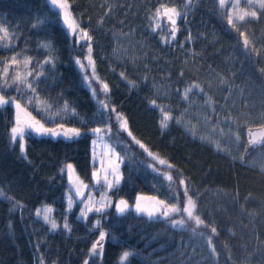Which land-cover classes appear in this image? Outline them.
<instances>
[{
	"label": "trees",
	"instance_id": "obj_1",
	"mask_svg": "<svg viewBox=\"0 0 264 264\" xmlns=\"http://www.w3.org/2000/svg\"><path fill=\"white\" fill-rule=\"evenodd\" d=\"M69 3L73 16L93 37L96 74L108 83L110 102L127 116L133 134L167 162L159 168H168L173 180L152 170L133 141L129 148L120 146L122 181L109 191L113 204L103 215L94 213L83 222L78 219L80 204L66 212L70 184L61 169L72 164L80 178L92 185V135L73 141L26 135L25 159L19 143H10L15 109L0 108V190L24 206L13 210L10 201L0 198V264H37L41 255L45 264H83L85 259L89 264H119L124 251L134 253L126 264H264V147L243 157L244 131L264 126V10L258 19L235 29L227 23L219 0H191L190 5L188 0ZM161 4L175 6L183 14L177 19L175 40L168 36L167 23L153 31L160 23L152 19L153 12ZM36 18L44 23L33 28ZM61 20L48 0H0V22L18 37L13 49L0 47V58L22 52L34 63L42 62L49 53L40 44L51 42L55 67L44 65L38 91L54 102L52 115L30 110L50 128L58 123L82 127L81 118L93 121L88 127L98 126L102 117L96 99L74 62L77 56L83 58L86 49ZM241 31L249 41L247 47ZM190 83L199 84L203 92L194 89L185 101L182 92ZM5 92L17 95L11 88ZM152 99L171 110L174 118L163 131L162 113L149 104ZM65 101L76 109L77 117L55 115ZM221 125L237 134L235 149L218 145ZM180 178L186 181L207 227L177 228L168 219H149L133 210L116 212L120 199L131 206L138 195L175 203L177 191L182 207ZM44 205L54 209L61 225L67 215L72 232H53L38 219L35 211ZM98 218L107 233L103 252L89 256L99 235L91 223ZM211 227L216 228L215 234ZM208 237L218 258L210 252Z\"/></svg>",
	"mask_w": 264,
	"mask_h": 264
},
{
	"label": "snow or ice",
	"instance_id": "obj_2",
	"mask_svg": "<svg viewBox=\"0 0 264 264\" xmlns=\"http://www.w3.org/2000/svg\"><path fill=\"white\" fill-rule=\"evenodd\" d=\"M48 2L58 10V14L62 17L61 22L66 26L68 32L77 37L76 42L78 44L81 41L83 42V44H80L81 48L86 49V52L82 54L83 59H81L80 56H77L74 62L84 73L83 79L88 85L92 96L96 99L98 115L102 117V119L99 121L98 126L88 127L93 121H87L81 118L80 124L84 129L82 130V127H65L64 123H58L55 128L46 127V121L42 122V119H37V117L33 115L32 110H35L37 113H47L49 114V118H51L52 109L54 107V102L51 98L41 97L38 91V86L42 82L41 77H44V65L55 67V58L51 42H42L40 44V47L47 49L49 53L46 59L42 62L36 61L34 63L32 57L26 56L22 52L15 53L10 57L0 58V108L12 106L15 109L14 122L10 128V143H19L21 157L25 159L27 158L25 152V136L32 133L37 136H51L54 138L63 137L66 141L77 140L88 133L94 137L92 139L93 171L91 173L92 179L95 181L94 185L85 183L78 174L74 177L73 174L75 169L72 164H67L65 168L61 169V172H64L65 170L67 171L70 183L69 194L67 195L66 212L70 213L72 211L73 206L77 203V198H79V202L83 204V207L80 208L78 219L87 221L89 213L95 212L103 215L105 210L112 205V201L107 193L117 189L121 182L122 174L119 172V166L120 163L123 162V158L119 153L115 152V148L111 143L114 141L116 145L119 146L121 132L126 133L127 136L131 138V141L138 145L140 149L159 164L165 165L167 162L150 151L149 148L133 134L129 127L127 116L110 102L109 85L102 81L96 74L92 47L93 37L88 30L81 27L79 21L73 16L69 0H48ZM190 3L191 0H188L189 5ZM246 3L249 6H254L255 3H258L259 9L264 10V0H246ZM219 5L224 7L226 5V0H219ZM239 5L240 0H235V2L231 4V10L227 14V23L233 28H237V24L245 21L246 18H259L256 10L248 11L246 8H240ZM233 11L235 12V19L233 17ZM182 15V12L175 6L169 7L165 4H161L154 10L152 19L154 21H166L169 26L168 36L171 40H175L177 19ZM43 23L44 20L36 18L32 27H39ZM159 29H161V23H155L153 31ZM239 35L245 37V33L242 31L239 32ZM16 39H18V37L15 32H10L7 27H4L3 22H0V47L13 49V42ZM248 44L249 41L245 37L243 45L247 47ZM89 68L91 69V76L87 73V69ZM120 75L122 78L125 77L123 72ZM181 75H183V73H181ZM93 80L99 83V88L92 86ZM129 84L131 87L136 86L134 81H129ZM7 88L13 89L17 95H7L5 92V89ZM194 89L197 90L198 93L203 92V88H201L199 84L190 83L183 89L182 99L187 101L189 99V94L192 93ZM177 91L179 92V89H177ZM101 94H103V99L100 98ZM149 104L152 107L159 109L162 113V119L159 121L160 129L162 131L167 129L169 122L174 119L171 115V110L165 109V107L158 104L155 99L150 100ZM30 108L32 110H30ZM213 111H215L214 108ZM61 113L70 114L72 117L78 116L76 109L70 107L67 101L64 102L62 107L56 109L55 115H60ZM113 119L117 126L115 132H113ZM175 120L177 124L182 122L179 117L175 118ZM247 135L249 137L248 144L250 146L264 144V131H261L257 137V134L249 129ZM97 147L100 148L99 168L95 167L97 161ZM112 156H115V160L110 158ZM105 158H108L107 166ZM168 167L171 168L173 166L169 164ZM167 179L172 181L173 177L168 175ZM178 185L183 186V207L180 206V193L177 191L174 196L175 203L156 200V204L159 205L157 208H148L141 205L142 200H155V197H143L138 195L136 197L134 211L137 214H146L149 219H159L161 217L171 219L173 227L179 226L185 228L186 220L194 221L197 227L201 225L207 227L208 225H206L205 221L199 214H197V201L189 194V188L186 181L183 178H180L178 180ZM96 187H99L101 190L99 199H95L93 195V189ZM0 198L10 201L13 210H22L24 207L21 202L15 200L11 196H7L2 190H0ZM115 208L116 212L120 215L132 210L131 206L124 199H120L115 204ZM53 211L54 210L51 206L44 205L36 209L35 215L37 218L42 219L45 224L49 225L51 231L55 232L58 229H62L65 232L71 233L72 227L68 222L67 215L62 217L63 224L61 225L52 215ZM173 213L182 216L186 214V220L172 219ZM92 227L99 230V235L97 240L91 245L89 256H100L103 252V242L105 241L107 233L103 230L102 221L99 218L95 220ZM193 231L195 232L196 229L194 228ZM216 231L215 227H211V232L213 234H215ZM208 245L211 254L218 258L219 254L216 252L215 246L212 244L211 237H208ZM132 255H134V253L124 251L120 256L119 264H126L128 258ZM37 264H45L42 255L37 258ZM53 264H55V262H53ZM83 264H89V259H85Z\"/></svg>",
	"mask_w": 264,
	"mask_h": 264
},
{
	"label": "rangeland",
	"instance_id": "obj_3",
	"mask_svg": "<svg viewBox=\"0 0 264 264\" xmlns=\"http://www.w3.org/2000/svg\"><path fill=\"white\" fill-rule=\"evenodd\" d=\"M235 2V0H226V5L224 6V8L226 9V14H228V12L231 10V4L232 3H234ZM239 7L240 8H246L248 11H253V10H256L257 12H258V15H259V12H261L262 10H260L259 9V5H258V3H255V5L254 6H249V5H247V3H246V0H240V5H239ZM233 17H234V19H235V12L233 11ZM62 18V17H61ZM251 20H255V19H252V18H246V20L245 21H243V22H239L238 24H237V28H235V29H240V28H242V26L243 25H245L246 23H248V22H250ZM164 22V24H166L167 22L166 21H160V23H163ZM177 25V24H176ZM165 29H167V26H166V28ZM82 42V41H81ZM81 59H83V58H81ZM82 72V71H81ZM87 73H88V75L89 76H91V69L89 68V69H87ZM82 74L84 75V73L82 72ZM85 84H86V82H85ZM86 86L88 87V85L86 84ZM92 86L93 87H96V88H99L100 87V85H99V83H97L95 80H93L92 81ZM89 88V87H88ZM100 98L101 99H103V94H101V96H100ZM116 125H115V122H114V119H113V128L114 129H116ZM113 132H115V130H113ZM122 133L123 134H125V135H122ZM237 134L234 132V129L232 128V127H228V126H226V125H221L220 127H219V129H218V140H219V143H218V145H224L225 147H227L228 149H230V147L232 148H236V146H237V143H235L236 142V139H237ZM94 137H92V139H93ZM112 143V146L115 148V152L116 153H119L120 154V156L122 155L121 154V152H120V150L122 149L120 146H122V147H130L131 146V139H130V137H128L127 136V134L126 133H124V132H121L120 133V144H119V146H117L116 145V143L113 141V142H111ZM140 149V148H139ZM142 150V149H141ZM143 151V150H142ZM144 152V151H143ZM92 153H93V145H92V140H91V163H92V165H93V161H92ZM96 153H97V161H96V163H95V167H97V168H99V159H100V148L99 147H97L96 148ZM144 155H145V157H146V161L148 162V164L150 165V167H151V169L152 170H155V171H158L159 173H161V174H163L166 178H167V176L168 175H171L172 176V173H171V171H169L168 170V168H166V169H164V168H162V169H160L159 167H165V166H167V164H165V165H161V164H159L156 160H153V158L152 157H150V156H148V154L147 153H145L144 152ZM112 160H115V156H112V157H110ZM107 159L108 158H105V160H106V166H107ZM260 160H263V157H261L260 158ZM123 163V162H122ZM122 163H120V166H119V172L122 174ZM75 169V168H74ZM66 174H67V171H66ZM78 173L76 172V170H75V172H74V174H73V176L75 177V175H77ZM67 178H68V174H67ZM121 181H122V179H121ZM68 182H69V179H68ZM70 184V183H69ZM95 184V181L92 179V185H94ZM120 184H121V182H120ZM119 184V185H120ZM69 189H70V185H69ZM180 190H181V195H182V197H183V186H180ZM100 189H99V187H96V188H94L93 189V195H94V197H95V199H99V196H100ZM69 194V191L66 193V202H67V195ZM109 194V192L107 193V195ZM109 197V196H108ZM110 198V197H109ZM183 200H184V197H183ZM112 201V200H111ZM118 202V201H117ZM116 202V203H117ZM76 204H80V206H79V211H78V217H79V212H80V208H82L83 207V204L82 203H80L79 202V198H77V203ZM75 204V205H76ZM112 204H113V202H112ZM129 204V203H128ZM75 205L73 206V208L75 207ZM130 205V204H129ZM141 205L142 206H144V207H148V208H157V207H159V205H157L156 204V201L155 200H152V199H145V200H142L141 201ZM183 205V204H182ZM131 206V205H130ZM134 206H135V204H134ZM134 206H131V208H132V210L134 211ZM183 207V206H182ZM109 208V207H108ZM54 210V209H53ZM95 212H91V213H89L88 214V219L90 218V216L92 215V214H94ZM97 214V213H96ZM52 215H53V213H52ZM142 215H145V216H147L146 214H142ZM158 215V214H157ZM148 217V216H147ZM38 219H40V218H38ZM87 219V220H88ZM159 219H168V218H163V217H161V218H159ZM172 219H176V220H179V219H185L186 220V214L185 215H180V214H176V213H173L172 214ZM41 221H43L42 219H40ZM81 220V219H80ZM95 220L96 219H94L93 221H92V223H91V225L95 222ZM169 220V222H170V224H172V220L171 219H168ZM83 222L85 221V220H82ZM190 224H193V225H195V222L194 221H187L186 220V227L188 226V225H190ZM49 226V225H48ZM177 228H181V227H179V226H176ZM185 227V228H186ZM93 228V227H92ZM98 229H94L93 228V231H97ZM98 232V231H97ZM97 238H98V235H97Z\"/></svg>",
	"mask_w": 264,
	"mask_h": 264
},
{
	"label": "water",
	"instance_id": "obj_4",
	"mask_svg": "<svg viewBox=\"0 0 264 264\" xmlns=\"http://www.w3.org/2000/svg\"><path fill=\"white\" fill-rule=\"evenodd\" d=\"M168 28H169V26H168ZM249 129H251L252 132L256 133L257 134V137H258L259 136V133L261 131H264V126L257 127V128H249ZM249 129H246L244 131V134H243V136H244V142H245V148H244V152H243L244 159L249 158L250 155L252 154V152L258 151L259 149H261V148L264 147V144H261V145H251V146L248 144L249 137H248L247 133H248V130Z\"/></svg>",
	"mask_w": 264,
	"mask_h": 264
}]
</instances>
